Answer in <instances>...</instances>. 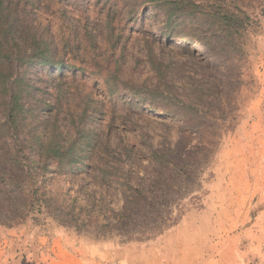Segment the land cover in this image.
Listing matches in <instances>:
<instances>
[{
	"label": "rangeland",
	"instance_id": "obj_1",
	"mask_svg": "<svg viewBox=\"0 0 264 264\" xmlns=\"http://www.w3.org/2000/svg\"><path fill=\"white\" fill-rule=\"evenodd\" d=\"M213 1L159 2L193 10ZM239 2L251 26L243 48L208 64L198 41L163 37L165 10L144 0H0V13L19 15L10 44L26 56L9 81L23 90L16 126L0 106V155L28 166L26 158L48 154L42 145L75 142L85 163L122 153L127 163L104 167L135 182L161 170L173 187L156 204L153 226L126 240L79 233L43 214L17 223L0 217V264H195L207 252L209 233L223 226L208 201L219 189L229 187L232 200L236 189L264 182V0H227L234 8ZM44 54L47 65L34 61ZM154 86L177 96L176 113L149 106ZM5 142L23 148L3 150ZM170 158L174 166L152 161ZM79 168L30 165L55 197L75 195L90 171ZM112 207L121 209L122 200L114 197Z\"/></svg>",
	"mask_w": 264,
	"mask_h": 264
},
{
	"label": "trees",
	"instance_id": "obj_2",
	"mask_svg": "<svg viewBox=\"0 0 264 264\" xmlns=\"http://www.w3.org/2000/svg\"><path fill=\"white\" fill-rule=\"evenodd\" d=\"M144 1L153 3L155 8L165 10L167 18L164 26L160 28L163 37L173 39L177 32L183 33L179 37L198 41L209 52L206 58L208 64H211L212 59L219 60L224 55L236 57L238 51L243 48V39L250 32V22L247 11L240 4L242 2H239L236 8L229 6L227 0H217L212 2L213 5L208 4L206 7L195 4L193 10H177L176 3L163 7L160 0ZM19 24L18 14L0 13V106L8 110L9 121L14 126L24 108L21 101V85L15 83L9 86L11 71L16 62L20 63L26 57L21 56V52H14L10 44ZM34 61L44 66L49 62V58L44 54ZM57 63L54 67L61 69L63 62ZM150 95V107L171 113L177 112V96L171 89L154 86ZM173 108L175 110H171ZM9 146L14 150L19 146L23 148L21 142H5L3 150H9ZM42 146L48 154L41 155L38 160L26 158L28 166L22 165L18 157L10 158V161L6 155H0V217L17 223L30 214H43L79 233L91 234L98 238L119 237L126 240L136 233L146 232L145 227L153 226V217L159 211L156 204L165 201V194L173 189L169 177L164 179L161 170L158 174L150 176V180L142 178L135 182L136 178L131 173L119 175L104 167L110 163L113 168L127 163V158L122 153H117L118 156H114L112 162L108 158L89 157L85 163L74 154L75 142H65L56 148H50L48 144ZM152 161L158 165L174 166V158ZM31 164L41 167L55 164L65 171L80 169L79 165H82L89 167L90 171L86 172L87 179L81 178L82 182L75 195L55 197L47 190L46 184H39L36 174L30 170ZM29 177L34 181H30ZM88 184L98 187L99 190L86 192ZM5 197L11 202L8 212H4ZM114 197L122 200L119 210L112 207ZM14 199L17 200L16 205L12 202Z\"/></svg>",
	"mask_w": 264,
	"mask_h": 264
},
{
	"label": "crops",
	"instance_id": "obj_3",
	"mask_svg": "<svg viewBox=\"0 0 264 264\" xmlns=\"http://www.w3.org/2000/svg\"><path fill=\"white\" fill-rule=\"evenodd\" d=\"M252 185L236 189L232 200L227 197L229 187L219 189L221 196L208 201L207 207L214 206L223 226L209 233L210 247L197 255L195 264H246L251 258L264 261V182ZM187 250L188 247L178 260H183Z\"/></svg>",
	"mask_w": 264,
	"mask_h": 264
},
{
	"label": "built area",
	"instance_id": "obj_4",
	"mask_svg": "<svg viewBox=\"0 0 264 264\" xmlns=\"http://www.w3.org/2000/svg\"><path fill=\"white\" fill-rule=\"evenodd\" d=\"M246 264H264V261L260 260L259 258H251Z\"/></svg>",
	"mask_w": 264,
	"mask_h": 264
}]
</instances>
